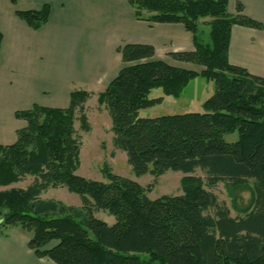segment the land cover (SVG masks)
Wrapping results in <instances>:
<instances>
[{
    "label": "trees",
    "instance_id": "trees-1",
    "mask_svg": "<svg viewBox=\"0 0 264 264\" xmlns=\"http://www.w3.org/2000/svg\"><path fill=\"white\" fill-rule=\"evenodd\" d=\"M128 2L138 20L183 24L193 35L194 49L168 56L202 69L158 58L153 44L126 42L118 47L124 65L98 101L111 116L115 144L126 152L134 174L158 178L182 171L183 193L152 199L151 186L108 166L105 180L79 175L76 111H82L81 126L89 131L84 103L90 93L73 89L67 107L36 104L16 112L26 124L14 143L0 144V187H5L0 235L13 228L29 232L28 247L56 264H264V77L229 59L233 26L262 29L263 23L246 15L241 2L238 13H230L229 0ZM17 15L38 30L49 21L51 6ZM204 17L209 18L207 41L201 34ZM2 41L0 31V55ZM198 76L216 85L203 112L141 116L142 109L164 99L150 98L154 88L177 97ZM234 132L238 140L227 141L225 135ZM198 168L206 179L191 174ZM27 177L34 178L28 186H12ZM220 182L251 186L252 206L233 216L212 190ZM59 186L79 194L82 204L42 197ZM100 210L115 223L97 217Z\"/></svg>",
    "mask_w": 264,
    "mask_h": 264
},
{
    "label": "crops",
    "instance_id": "crops-1",
    "mask_svg": "<svg viewBox=\"0 0 264 264\" xmlns=\"http://www.w3.org/2000/svg\"><path fill=\"white\" fill-rule=\"evenodd\" d=\"M239 2L263 28L233 26L230 62L264 77V0H229L230 13H238ZM45 4L51 6V15L38 30L17 15L18 10H38ZM0 31V144L4 145L14 143L17 130L26 124L17 111L36 104L67 107L72 79L112 80L123 65L120 45L153 44L160 59L171 51L194 49L193 35L183 24L138 20L128 0H1ZM29 239L30 234L20 228L0 235V264H56L37 257L28 247Z\"/></svg>",
    "mask_w": 264,
    "mask_h": 264
},
{
    "label": "rangeland",
    "instance_id": "rangeland-1",
    "mask_svg": "<svg viewBox=\"0 0 264 264\" xmlns=\"http://www.w3.org/2000/svg\"><path fill=\"white\" fill-rule=\"evenodd\" d=\"M207 20H209L208 17H204L200 20L201 34L205 41L210 39V28L206 22ZM164 53L163 50L160 51V54L164 55ZM165 56L167 57L163 59L174 65L194 70L202 69L201 66L196 64H186L173 60L168 56V53L165 54ZM82 68L83 64L81 66L78 65V69ZM110 81V78H101L95 81V83L85 82L78 79H72L71 81L73 89H84L90 93V97L84 103L85 113L88 116L90 125L89 131L83 130L81 126L80 116L82 111H80V109H77L76 111L75 128L77 130V136L82 143L80 155L81 162L77 173L90 179L105 180L103 176V168L108 166L113 172L119 175L133 179L145 187L151 186V191L148 195L152 199L158 198L162 195H179L183 193L182 178L186 174L182 171L169 170L158 178H155L151 174L136 176L132 171L126 152L115 144L114 133L111 129V116L106 107L100 105L98 101L100 92L105 89ZM215 90V83L213 81H208L202 76L193 78L184 88L181 95L177 97L164 95L161 87L154 88L149 95L150 98L164 96L162 103L142 109L140 113L143 117H156L165 114L185 113L190 111L203 112V102L210 98L215 93ZM225 139L229 142L237 141L238 132L226 134ZM191 174L206 179L205 172L200 168L196 169L195 172ZM33 180V177H27L12 186L26 187ZM2 189H5V187H0V190ZM212 190L218 195L221 202L226 203L230 207L233 216L248 210L254 201V194L249 185L234 187L220 182L216 187L212 188ZM42 197L61 200L67 204L76 206L82 204L80 195L69 191L68 188L64 186L49 188L42 194ZM95 214L97 217L110 224H113L116 221L114 216L109 215L105 211L100 210ZM23 232L29 237L30 233L24 230ZM143 258H148L147 254H143Z\"/></svg>",
    "mask_w": 264,
    "mask_h": 264
}]
</instances>
